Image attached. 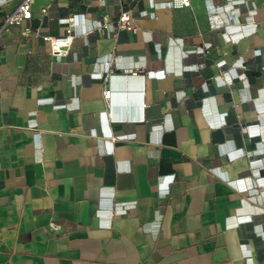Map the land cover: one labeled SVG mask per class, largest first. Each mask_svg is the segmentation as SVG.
Masks as SVG:
<instances>
[{
    "label": "crops",
    "instance_id": "crops-1",
    "mask_svg": "<svg viewBox=\"0 0 264 264\" xmlns=\"http://www.w3.org/2000/svg\"><path fill=\"white\" fill-rule=\"evenodd\" d=\"M124 2L1 31L0 264H264L263 0Z\"/></svg>",
    "mask_w": 264,
    "mask_h": 264
},
{
    "label": "built area",
    "instance_id": "built-area-1",
    "mask_svg": "<svg viewBox=\"0 0 264 264\" xmlns=\"http://www.w3.org/2000/svg\"><path fill=\"white\" fill-rule=\"evenodd\" d=\"M35 0H0V44H1V31L7 25H13L19 23L22 19L28 18L31 13V4ZM49 1H59V0H49ZM103 2L104 0H98ZM120 6V12L114 24L115 29L127 30L134 32L136 30V24L134 23L132 12L124 0H116ZM171 4L175 7H188L190 5V0H170ZM14 4L13 6H11ZM264 8V0L262 2ZM45 12L46 8H42ZM109 23L106 20L97 27V30H102L103 28H108ZM32 31L26 27L22 30V34L29 38ZM33 35L39 36L43 41L48 43L50 53L56 57H65L70 49L73 41V21L71 18L68 19L65 30L61 34L49 35V34H39L38 32H33ZM106 79V78H105ZM103 97L109 99L111 97V90L104 89ZM49 226L53 230L58 229V224L54 222H49Z\"/></svg>",
    "mask_w": 264,
    "mask_h": 264
}]
</instances>
